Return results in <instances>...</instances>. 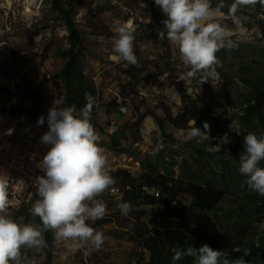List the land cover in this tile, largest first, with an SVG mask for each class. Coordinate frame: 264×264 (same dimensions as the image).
<instances>
[{"label":"rangeland","instance_id":"obj_1","mask_svg":"<svg viewBox=\"0 0 264 264\" xmlns=\"http://www.w3.org/2000/svg\"><path fill=\"white\" fill-rule=\"evenodd\" d=\"M217 3L218 0H212L213 7ZM225 3L232 2L225 0ZM159 10L163 13L160 7ZM163 15L167 19L166 14ZM240 15L246 17L243 30L236 29L230 19H226L224 23L234 30L232 39L244 58L236 54L230 55V51L226 50L227 63H221V66L216 68L218 73L216 80L203 83L201 86L184 83L189 95L208 101L216 114L235 115L240 110L229 106L220 70L230 79L231 91L236 92L241 89L235 73L237 64L240 61L249 62L253 58L257 59V49L261 47V34L256 21L264 20V7L259 10L244 8ZM153 18L155 17L150 0H78L75 21L84 45L82 59L84 73L100 93V101L92 120L100 136L99 144L106 151L108 164L111 163L115 170L128 169L136 182H140L141 177L147 172L141 163L144 154L153 157L159 154L167 170L159 167L157 172L171 175L174 180L179 179L185 172L186 167L183 162H186L187 167L192 171L207 175L215 174L213 171L218 172L220 167L213 164L211 161L213 158L210 156L200 159L195 149L201 148L204 152L220 153L215 155L214 160L230 159L233 165L232 172L240 174L241 153L231 157L223 153L225 150L244 148V136L248 133L236 122L233 123V128L223 134H217L207 142L188 139V130L177 129L166 122L168 134L179 140L182 146L172 144L170 140L162 137L155 120L147 115L138 129L126 130L122 147L117 151L110 149V134L107 132L110 128V125H107L109 121L122 128L124 125H132L137 119L138 112L145 114L150 111L165 118L162 105L167 106L174 116L183 107L184 99L174 82H183L179 78L188 69L182 64L177 45L167 40L166 29H164V40L158 39V35L153 39H147L144 37V32H137L136 36L139 37L134 42V48L138 65L132 66L124 61L111 59L115 55L113 45L117 38V21L129 23L134 20L135 23L146 26L151 24ZM67 35L64 22L52 9V0H7V2L0 0V74L20 80L23 107L45 115L53 106L57 92L51 77L60 72L65 64V60L55 56V52L59 48L68 47ZM131 67H134L133 76L127 74V70ZM23 87L29 88V94L24 93ZM232 99L239 105L237 93L232 95ZM113 102L114 104L111 105ZM121 105L127 108L124 115L118 110ZM137 107L139 111L136 110ZM44 121H46L45 117ZM225 134L230 142L220 143ZM136 136L138 141L133 142ZM218 143L220 152L209 151L210 145ZM171 162L175 163L174 166L170 164ZM236 187L235 191L238 192ZM114 193L116 192L112 187L107 190L111 200L108 214L115 220L98 228L106 237L101 248L89 253L85 248L72 250L70 247L72 241L55 240L54 264H138L141 259L143 260L141 264H144L149 261L150 257L141 243L130 239L127 232L138 236L139 233H134L136 228L132 229V227L134 228L136 223H142L150 235H155L164 229L174 227L176 220L163 217L153 224L156 208L145 204L133 208L127 217L120 216L121 211L117 208L119 202H112ZM177 200L185 205L190 204V198L184 193L178 194ZM238 205L233 195L226 197L220 204L221 213L233 212ZM31 207L32 205H29L27 208L29 217H18L15 214L17 211L13 213V217L17 220L22 219L24 223L40 226L35 223ZM199 211L204 214L207 212L202 208ZM26 218H29V221H26ZM216 221L219 220L212 219L211 224L204 228L203 232L212 237H220L223 226ZM261 228H264V224ZM21 254L28 260H35L36 264L44 262L46 258L42 248L22 247Z\"/></svg>","mask_w":264,"mask_h":264},{"label":"clouds","instance_id":"obj_2","mask_svg":"<svg viewBox=\"0 0 264 264\" xmlns=\"http://www.w3.org/2000/svg\"><path fill=\"white\" fill-rule=\"evenodd\" d=\"M155 4L167 16L163 21L167 40L177 45L182 64L188 69L181 74L180 81L190 85L195 80L201 86L218 77L216 68L221 66V61L217 53L237 47L232 39L234 30L224 21L230 19L236 29L243 30L246 17L240 15L241 10L249 7L254 10L257 4L264 7V0H233L231 4L218 0L215 7L212 0H155ZM224 8L228 9L227 13ZM116 32L115 55L111 59L138 65L135 26L117 21ZM158 39H165L164 30L158 33ZM84 95L88 100L89 94ZM64 103V97L54 100L47 116L49 131L41 137V142L50 148L40 165L45 175L35 179L38 198L31 207V214L40 218L41 226L13 217L9 211L11 181L7 174L0 173V264H36L35 260L22 256L21 248L46 247L44 233L48 231L54 233L57 242L72 241V250L85 248L89 253L99 250L106 240L104 233L92 225L108 214L106 202L98 197L114 186L116 180L91 122L93 103H86L79 110L74 105L62 107ZM43 123L41 116L38 124ZM229 127L233 128V124ZM11 132L9 129L7 134ZM209 132L207 122L202 130L196 126L195 119L189 121L188 139L207 142ZM229 142L227 134L220 141ZM209 151L220 152V144L210 145ZM261 161H264V136L248 133L239 157V172L246 177L247 188L264 197ZM117 208L127 217L133 206L131 202H119ZM172 251L173 264L183 257L193 258L194 264H248L245 256L250 254V250H245L239 258L230 259L226 252L214 250L206 243L198 249L187 246ZM233 251L241 249L237 247Z\"/></svg>","mask_w":264,"mask_h":264},{"label":"trees","instance_id":"obj_3","mask_svg":"<svg viewBox=\"0 0 264 264\" xmlns=\"http://www.w3.org/2000/svg\"><path fill=\"white\" fill-rule=\"evenodd\" d=\"M150 1L155 17L153 18V24L164 30L163 21L166 20V17L160 12L155 0ZM77 5L78 0H52L53 11L58 13L65 24L68 33L66 37L68 47L56 50L55 56L65 60V64L60 72L51 77V81L56 89L57 99L64 97L65 103L61 106L74 105L79 110L86 103H89L85 99L84 94L86 92L95 94L96 88L84 73V65L82 63L84 45L81 32L75 21ZM261 7V5L257 4L255 10H259ZM223 11L227 13L228 9L225 8ZM256 24L261 34V47L257 49V59L253 58L249 62L240 61L237 64L235 73H237L236 79L241 85V89L239 88L233 93L230 88V79L225 75L224 71L220 70L228 104L240 109L239 112L235 113V115H230L229 113L216 114L213 106L208 101L199 97L193 98L187 93L184 82L175 81L177 90L184 99L181 111L174 116L167 106L162 105L165 118H161L150 111L145 114L138 112L135 122L132 125H124L122 128H118L119 126L114 127L115 124L109 121L107 125L115 128L112 135H109L111 140L110 149L117 151L119 147H122L126 130L138 129L147 115L155 120L160 128L162 137L177 145L182 144L179 140L174 139L171 134H168L166 122L182 130L189 129V121L192 119L196 120V126L202 130L204 122H207L210 126V138L230 130L229 125L236 122L247 133H255L258 137L264 136V20L258 19ZM136 35L134 42L139 37V35ZM144 37L153 39L155 35L144 33ZM226 50L230 51V55L236 54L240 58H244V55L239 53L238 47L235 49H222L217 53L222 64L227 63ZM133 69L134 67H131L127 70V74L133 76ZM192 84L196 86L199 83L194 80ZM22 90L26 95L29 94L28 87H23ZM235 93L238 95L239 105L235 104L232 99V95H235ZM113 104L114 102L111 103V105ZM15 110H21L23 113L33 115L37 121L40 116L46 119L48 116V114H40L23 106L15 108ZM136 110L139 111V108L137 107ZM95 113V107L93 106L92 118ZM91 122L95 128L92 119ZM137 139V136L134 137L133 142L138 141ZM243 151V147H238L225 150L223 153L231 157ZM195 152L200 155V159L206 156L213 158L211 161L217 167L219 166L220 170L218 172L213 171L215 174L207 175L190 170L186 162H183L186 167L185 172L182 173L179 179L174 180L171 175L157 172L159 167L167 170L159 154L155 157L150 154H144L141 163L147 172L141 177L140 182H136L128 169H117L111 172V175L116 180L114 187L130 185L132 188L129 191L124 190L120 196L112 195V202H131L133 208L143 204L155 206L156 214L152 220L153 224H156L163 217L176 220L174 227L164 229L155 235H150L142 223H136L135 227H132V229L136 228L134 233H139L138 236L127 232L129 238L141 243L142 248L148 253L150 259L144 264H173L172 250L174 248L193 246L198 249L205 243L214 250L226 252L230 259L239 258L245 250H250V254L245 256L248 264H264V228H261L264 223V197L247 188L244 175L232 172L233 165L230 159L214 160L215 155L220 153L204 152L201 148L195 149ZM135 155L137 156L138 154ZM170 164L174 166L175 163L171 162ZM260 166L264 167V161H261ZM235 187L238 192L235 191ZM157 192H159V196H156ZM180 193H184L190 198L189 205L182 204V202L177 200V196ZM232 195L234 196V201L239 204L237 209L227 214L221 213V202ZM98 198L106 202L107 210L109 211L111 200L107 191ZM200 208L207 212L205 214L201 213L199 211ZM15 214L18 217H25L29 215V212H27V208H22ZM34 219L35 223L41 226L40 218L34 217ZM212 219L219 220L216 222L223 226L220 237H212L203 232V229L211 224ZM114 220V217L107 214L104 218L97 220L92 226L98 229L101 225ZM26 221H29V218H26ZM44 239L47 246L42 249L46 258L40 264H54V233L51 231L44 233ZM237 247L241 249L240 252L233 251ZM141 262L143 263L142 259L138 261V264H141ZM175 264H194V259L183 257L181 260L176 261Z\"/></svg>","mask_w":264,"mask_h":264},{"label":"built area","instance_id":"obj_4","mask_svg":"<svg viewBox=\"0 0 264 264\" xmlns=\"http://www.w3.org/2000/svg\"><path fill=\"white\" fill-rule=\"evenodd\" d=\"M152 22L142 26L141 23H135L132 20L129 24L135 26V34L140 31L156 36L161 29ZM19 86L20 80L18 78L5 77L0 74V173L7 174L11 181L9 211L12 215L19 209L28 208L38 198L35 179L45 175L40 165L50 148L49 145L41 142L43 134L49 131L48 120L46 119L41 125L38 124L33 115L15 110V108L23 106V95ZM88 94L87 102H92L96 111L100 101V93L96 90L95 94ZM118 110L121 115L127 112L126 106L122 105L119 106ZM114 127L110 126L107 130L110 135L114 132ZM9 129H12L11 134H7ZM109 166L111 172L115 171L111 163ZM112 188L116 192L112 195L117 196H120L124 190L132 189L130 185L125 187L118 185L112 186ZM156 196H159V192L156 193Z\"/></svg>","mask_w":264,"mask_h":264},{"label":"water","instance_id":"obj_5","mask_svg":"<svg viewBox=\"0 0 264 264\" xmlns=\"http://www.w3.org/2000/svg\"><path fill=\"white\" fill-rule=\"evenodd\" d=\"M191 92H192V90L190 89V90H189V93L191 94Z\"/></svg>","mask_w":264,"mask_h":264},{"label":"crops","instance_id":"obj_6","mask_svg":"<svg viewBox=\"0 0 264 264\" xmlns=\"http://www.w3.org/2000/svg\"><path fill=\"white\" fill-rule=\"evenodd\" d=\"M115 126H117V124H115Z\"/></svg>","mask_w":264,"mask_h":264},{"label":"bare ground","instance_id":"obj_7","mask_svg":"<svg viewBox=\"0 0 264 264\" xmlns=\"http://www.w3.org/2000/svg\"><path fill=\"white\" fill-rule=\"evenodd\" d=\"M26 9H28V8H26Z\"/></svg>","mask_w":264,"mask_h":264}]
</instances>
